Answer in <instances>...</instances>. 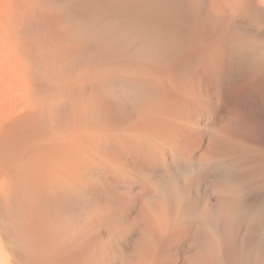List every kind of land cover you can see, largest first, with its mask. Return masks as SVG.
<instances>
[{
  "label": "bare ground",
  "instance_id": "bare-ground-1",
  "mask_svg": "<svg viewBox=\"0 0 264 264\" xmlns=\"http://www.w3.org/2000/svg\"><path fill=\"white\" fill-rule=\"evenodd\" d=\"M0 264H264V0H0Z\"/></svg>",
  "mask_w": 264,
  "mask_h": 264
}]
</instances>
